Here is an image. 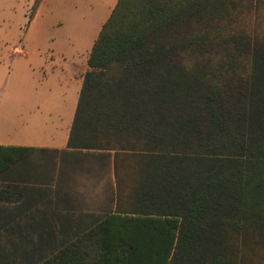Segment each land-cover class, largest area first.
Masks as SVG:
<instances>
[{"label": "trees", "instance_id": "16d2710c", "mask_svg": "<svg viewBox=\"0 0 264 264\" xmlns=\"http://www.w3.org/2000/svg\"><path fill=\"white\" fill-rule=\"evenodd\" d=\"M87 66L61 154L110 168L114 211L61 208L34 158L54 150L0 145V264H253L264 0H118Z\"/></svg>", "mask_w": 264, "mask_h": 264}, {"label": "rangeland", "instance_id": "374dc122", "mask_svg": "<svg viewBox=\"0 0 264 264\" xmlns=\"http://www.w3.org/2000/svg\"><path fill=\"white\" fill-rule=\"evenodd\" d=\"M44 2L0 0V110L12 109L26 99L46 101L63 109V118L72 121L97 35L96 31L83 36L75 32L77 0H48L42 6ZM250 19L241 14L233 26L241 25V20L250 25ZM227 96L232 100L230 91ZM61 153L54 150L34 157L40 170L54 178L53 188L73 201L60 207L75 215L96 217L113 212L115 181L110 168L90 158L74 159ZM0 234V245L7 246L9 232ZM19 238L16 234L15 240ZM251 255L253 264H264V246L256 247Z\"/></svg>", "mask_w": 264, "mask_h": 264}, {"label": "crops", "instance_id": "0c3cea01", "mask_svg": "<svg viewBox=\"0 0 264 264\" xmlns=\"http://www.w3.org/2000/svg\"><path fill=\"white\" fill-rule=\"evenodd\" d=\"M47 1L45 0L42 6ZM117 1L77 0L78 6L73 16L75 32L83 36L87 32L96 31L95 35L98 36ZM93 43L94 41L91 43V48ZM20 102L12 109L0 110L1 146L72 152L68 149V142L75 113L71 121V118L69 120L63 118L66 116L63 109H56L46 101L34 103L33 100L26 99ZM71 203L73 204V201Z\"/></svg>", "mask_w": 264, "mask_h": 264}]
</instances>
